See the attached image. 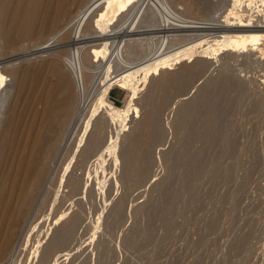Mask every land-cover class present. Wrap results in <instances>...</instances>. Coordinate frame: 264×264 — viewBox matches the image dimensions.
Wrapping results in <instances>:
<instances>
[{
    "label": "rangeland",
    "instance_id": "374dc122",
    "mask_svg": "<svg viewBox=\"0 0 264 264\" xmlns=\"http://www.w3.org/2000/svg\"><path fill=\"white\" fill-rule=\"evenodd\" d=\"M160 1L198 24H221L236 7L232 23L240 21L250 32L171 34L177 36L172 45L193 48L141 75L136 95L101 82L100 67L109 57L103 66L92 65L96 74L86 96L94 102L105 94L88 131L96 144L76 160L61 194L60 168L75 150L70 138L62 143L59 165L14 245L16 254L1 264H264L261 0ZM3 11L0 0V21ZM157 13L155 25L166 18ZM240 33L249 38L241 41ZM148 37L141 43L147 52ZM21 44L1 55V143L7 116H25L24 70L51 57L37 53L36 38ZM87 114H81L80 129L89 122Z\"/></svg>",
    "mask_w": 264,
    "mask_h": 264
},
{
    "label": "bare ground",
    "instance_id": "6f19581e",
    "mask_svg": "<svg viewBox=\"0 0 264 264\" xmlns=\"http://www.w3.org/2000/svg\"><path fill=\"white\" fill-rule=\"evenodd\" d=\"M234 2L231 3L234 5ZM238 3L242 5V1ZM261 4L260 13L264 15V1L261 0ZM2 6L5 14L0 21V64L2 53L11 55L25 38H36L37 53H50L51 57L24 70L25 116L19 117L16 112L8 114L6 132L0 142L2 146L9 145L8 151L0 148V264L16 254L14 245L40 203L45 187L49 186L62 143L69 142L70 138L75 150L67 165L59 167L62 175L58 177L60 186L56 191L62 189L61 194H65V187L69 185V174L76 160L96 144L93 133L88 131H92L90 122L95 121L105 94L98 95L94 102L86 96L88 80L96 74L90 72L92 65L103 66L109 57L104 67L99 66L101 82L108 88L120 87L123 92L129 89L136 95L137 79L141 75L193 48L192 43L172 45L177 36L171 34H218L227 28L234 32H250L249 27L240 26V21L232 23L239 12L236 7H228L229 20L220 21L221 24H198L177 16L160 0H2ZM157 11L164 12L166 17L159 25L153 24L157 22ZM251 13L248 15L253 16ZM244 35L239 37L241 41L249 38ZM143 36H152L148 37L151 41L149 52L141 44ZM213 36L215 34L205 37ZM95 43L97 45H93ZM156 43L160 44L158 48ZM153 45L156 50H152ZM148 80L144 81L145 88L149 86ZM3 112L0 109V114ZM86 113H89V122L84 132L79 133V119ZM2 125L0 122V127ZM54 195L58 199L59 195Z\"/></svg>",
    "mask_w": 264,
    "mask_h": 264
}]
</instances>
